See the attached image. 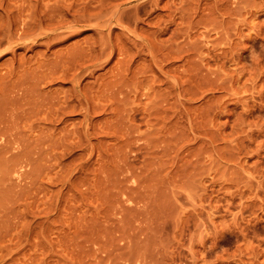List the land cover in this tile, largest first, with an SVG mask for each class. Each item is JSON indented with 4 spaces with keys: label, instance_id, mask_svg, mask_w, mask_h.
<instances>
[{
    "label": "rangeland",
    "instance_id": "374dc122",
    "mask_svg": "<svg viewBox=\"0 0 264 264\" xmlns=\"http://www.w3.org/2000/svg\"><path fill=\"white\" fill-rule=\"evenodd\" d=\"M0 264H264V0H0Z\"/></svg>",
    "mask_w": 264,
    "mask_h": 264
}]
</instances>
